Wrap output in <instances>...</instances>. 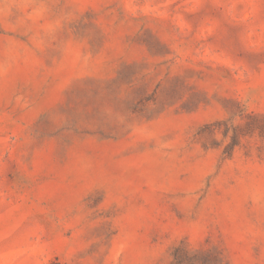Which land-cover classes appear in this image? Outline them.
Masks as SVG:
<instances>
[{
	"label": "rangeland",
	"instance_id": "rangeland-1",
	"mask_svg": "<svg viewBox=\"0 0 264 264\" xmlns=\"http://www.w3.org/2000/svg\"><path fill=\"white\" fill-rule=\"evenodd\" d=\"M0 264H264V0H0Z\"/></svg>",
	"mask_w": 264,
	"mask_h": 264
}]
</instances>
